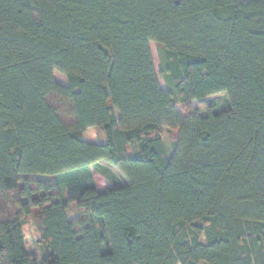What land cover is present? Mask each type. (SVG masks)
Listing matches in <instances>:
<instances>
[{
  "label": "trees",
  "instance_id": "1",
  "mask_svg": "<svg viewBox=\"0 0 264 264\" xmlns=\"http://www.w3.org/2000/svg\"><path fill=\"white\" fill-rule=\"evenodd\" d=\"M0 264H264V0H0Z\"/></svg>",
  "mask_w": 264,
  "mask_h": 264
},
{
  "label": "rangeland",
  "instance_id": "2",
  "mask_svg": "<svg viewBox=\"0 0 264 264\" xmlns=\"http://www.w3.org/2000/svg\"><path fill=\"white\" fill-rule=\"evenodd\" d=\"M150 49H151L153 65H154V69L157 75L159 85L162 89H166L165 83L160 76V60L158 56L157 46L154 43H150ZM53 76H54L55 81L59 85H62L65 87L68 86L65 76L61 75L60 73L56 71L53 73ZM208 100L213 101L216 104H218V108L220 110L225 109L228 106V100L226 96L223 94L211 97ZM194 106H196L195 103H194ZM176 137H177L176 130L169 129L167 127H164L162 129L163 144H164L166 156L168 158H170L172 154L171 144L175 140ZM84 140L88 143H95V144L101 143L103 140L101 129L98 127L89 129L88 132L84 134ZM132 153H133V150L128 148L127 155L130 156L132 155ZM93 174H94L96 188L98 191H102L105 187L111 186L110 181L105 176L101 175L100 172H98L97 170H93ZM34 179L41 181V182H45V183L53 182V178H50V177L35 176ZM35 214H36V210H33L32 214L24 219L23 230L26 234H29L34 240H38L40 237V234L38 232V226L35 221V217H34ZM67 217L69 221L75 222V223L78 220H80L81 215L75 205L69 206L67 210Z\"/></svg>",
  "mask_w": 264,
  "mask_h": 264
},
{
  "label": "crops",
  "instance_id": "3",
  "mask_svg": "<svg viewBox=\"0 0 264 264\" xmlns=\"http://www.w3.org/2000/svg\"><path fill=\"white\" fill-rule=\"evenodd\" d=\"M88 132V131H87ZM87 132H85V133H87Z\"/></svg>",
  "mask_w": 264,
  "mask_h": 264
}]
</instances>
